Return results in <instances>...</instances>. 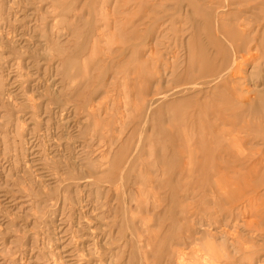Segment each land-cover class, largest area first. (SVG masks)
<instances>
[{
	"label": "rangeland",
	"instance_id": "obj_1",
	"mask_svg": "<svg viewBox=\"0 0 264 264\" xmlns=\"http://www.w3.org/2000/svg\"><path fill=\"white\" fill-rule=\"evenodd\" d=\"M157 1L0 0V264H174L196 233L183 264H232L247 244L264 0ZM245 51L248 73L222 75Z\"/></svg>",
	"mask_w": 264,
	"mask_h": 264
},
{
	"label": "bare ground",
	"instance_id": "obj_2",
	"mask_svg": "<svg viewBox=\"0 0 264 264\" xmlns=\"http://www.w3.org/2000/svg\"><path fill=\"white\" fill-rule=\"evenodd\" d=\"M155 1V0H154ZM167 1V0H166ZM173 1V0H172ZM196 1L197 0H195V1H193V3H196ZM158 3L160 2V0L159 1H157ZM161 2H162V0H161ZM208 2L210 3L211 2V0H208ZM155 3V2H154ZM180 3H181V1H180ZM200 3H202V6H204V4H206L207 2H206V0H201V2ZM208 3V4H209ZM212 3V2H211ZM238 3V2H237ZM185 4H187V3H185ZM198 4V3H197ZM207 4V5H208ZM166 5V4H165ZM164 5V6H165ZM206 5V6H207ZM212 5V4H211ZM215 5H218V4H215ZM229 5V4H228ZM257 5V4H256ZM255 5V6H256ZM157 6L159 7V4H157ZM156 6V7H157ZM160 6H163L162 4L160 5ZM167 6V5H166ZM165 6V7H166ZM171 6V5H170ZM175 6V5H174ZM218 6H220V5H218ZM232 6H234V4L232 5ZM236 6V5H235ZM239 6V5H238ZM157 7V8H158ZM184 7V6H183ZM230 7V6H229ZM163 8V7H162ZM178 8V7H177ZM211 8H212V6H211ZM214 8H216L217 9V7H214ZM160 9V8H159ZM163 9H165V8H163ZM173 9V8H172ZM206 9L208 10V8L206 7ZM224 9V8H223ZM155 10H157V9H155ZM167 10V9H166ZM211 10V9H210ZM219 10V9H218ZM221 10V9H220ZM219 10V11H220ZM225 10V9H224ZM159 11V10H158ZM161 11V10H160ZM177 11V10H176ZM189 11H191V10H189ZM218 11V12H219ZM155 12V11H154ZM230 12V11H229ZM156 13V12H155ZM192 13V12H191ZM221 14V13H220ZM169 15H171V14H169ZM183 16H184V14H182ZM216 15V14H215ZM221 16V15H220ZM139 20H140V17H139ZM142 20V19H141ZM160 21V20H159ZM140 22H142V21H140ZM156 22V21H155ZM168 22V21H167ZM179 22H180V20H179ZM183 22V21H182ZM236 22V21H235ZM245 22V21H244ZM161 23V22H160ZM165 23V22H164ZM189 23V22H188ZM136 24V23H135ZM162 24V23H161ZM160 24V25H161ZM194 24V26H195V23H193ZM220 24V23H219ZM191 25V24H190ZM162 26H163V24H162ZM166 26H168V25H166ZM180 26V25H179ZM203 27H204V25H202ZM221 26V25H220ZM160 27V26H159ZM164 27H165V25H164ZM182 27V26H181ZM217 27V26H216ZM162 28V27H161ZM180 28V27H179ZM157 29H159V28H157ZM169 29V28H168ZM187 29H188V27H187ZM189 29H190V26H189ZM165 30V29H164ZM167 30V29H166ZM186 30V29H185ZM200 30H201V27H200ZM218 30V29H217ZM226 30H227V28H226ZM229 30H230V28H229ZM160 31V30H159ZM179 31H181L182 32V28H181V30H179ZM178 31V32H179ZM196 31H197V29H196ZM195 31V32H196ZM205 31V30H204ZM228 31V30H227ZM136 32V31H135ZM134 32V33H135ZM180 32V33H181ZM156 33H157V31H156ZM163 33V32H162ZM251 33V32H250ZM161 34V33H160ZM168 34V33H167ZM136 35V34H135ZM141 35V34H140ZM143 35V34H142ZM159 35V34H158ZM213 35V34H212ZM217 35V34H216ZM134 36V35H133ZM170 36V35H169ZM222 36V35H221ZM132 37V36H131ZM138 37V36H137ZM146 37V36H145ZM159 37H160V35H159ZM184 37V36H183ZM224 37V36H223ZM168 38V37H167ZM230 38V37H229ZM258 38V37H257ZM136 39V38H135ZM139 39V38H138ZM162 39V38H161ZM180 39V38H179ZM181 39H182V36H181ZM191 39V37L188 39V40H190ZM231 39V38H230ZM129 40V39H128ZM163 40V39H162ZM251 40V39H250ZM136 41V40H135ZM164 41H168L167 39H164ZM170 41V40H169ZM127 42V41H126ZM151 42V41H150ZM161 42H163V41H161ZM203 42V41H202ZM236 42V41H235ZM239 41L237 40V42L236 43H238ZM89 43V42H88ZM174 43V42H173ZM180 43V42H179ZM182 43V42H181ZM198 43V42H197ZM205 43V42H204ZM146 44V43H145ZM163 44V43H162ZM166 44V43H165ZM164 44V45H165ZM183 44V43H182ZM129 45V44H128ZM134 45V44H133ZM167 45V44H166ZM165 45V46H166ZM222 45H224V44H222ZM257 45V44H256ZM125 46V45H124ZM127 46V45H126ZM182 46V45H181ZM180 46V47H181ZM205 46V45H204ZM229 46H230V44H229ZM250 46V45H249ZM146 47V46H145ZM159 47V46H158ZM162 47H164V46H162ZM173 47V46H172ZM176 47V46H175ZM232 47V46H231ZM126 48H128V47H126ZM152 48V47H151ZM171 48V47H170ZM183 48V47H182ZM96 49V48H95ZM165 49V48H164ZM163 49V50H164ZM169 49V48H168ZM260 49V48H259ZM131 50V49H130ZM149 50H151V49H149ZM155 50V49H154ZM158 50H160V48L158 49ZM252 50H253V48H252ZM252 50H249V51H252ZM152 51V50H151ZM150 51V52H151ZM179 51V50H178ZM183 52H184V50H182ZM238 51V50H237ZM248 51V52H249ZM256 51V50H255ZM145 52V51H144ZM147 52V51H146ZM155 52H156V50H155ZM175 52H177V51H175ZM216 52V51H215ZM232 52V51H231ZM233 52H235L234 50H233ZM248 52H246L245 51V53H239V55L237 56L236 54H234L235 56H234V58L231 60V62H230V66H228V68H227V70H224L221 74L222 75H224V74H226L228 71H231V72H233V73H236V71H238V72H240V71H242V73L240 74L241 76L240 77H242V74L243 73H248L247 72V70L245 69V65H246V62L250 59V58H255L256 57V55L255 56H253V57H251V55L252 54H250L249 55V53ZM253 52H254V50H253ZM140 53H141V51H140ZM169 53V52H168ZM237 53V52H236ZM246 53H248V54H246ZM154 54V53H153ZM170 55H171V52L169 53ZM258 54V53H257ZM133 56H134V54H132ZM157 55V54H156ZM166 55V54H165ZM174 55H175V53H174ZM145 56V55H144ZM143 56V57H144ZM155 56V55H154ZM168 56V55H167ZM173 56V55H172ZM171 56V57H172ZM182 56H184V55H182ZM156 57V56H155ZM169 57V56H168ZM176 57V56H175ZM180 57L181 56H179L178 58H179V61H180ZM258 57V56H257ZM139 58H142V57H140V55H139ZM184 58H185V56L184 57H182V59L184 60ZM156 59V58H155ZM165 59V58H164ZM173 59H175L174 57H173ZM177 59V58H176ZM187 59V58H186ZM144 60V59H143ZM165 60H167V59H165ZM216 60V59H215ZM228 60H229V58H228ZM145 61V60H144ZM170 61V60H169ZM256 61V60H255ZM166 62V64H167V61H165ZM177 62V61H176ZM188 62V61H187ZM145 63V62H144ZM179 63V62H178ZM218 63V62H217ZM250 63V62H249ZM253 63H255V62H253ZM259 63V62H258ZM156 64H157V61H156ZM180 64V63H179ZM178 64V65H179ZM137 65V64H136ZM160 65H163L162 64V62H161V64ZM214 65V64H213ZM220 66V65H219ZM152 67H153V65H152ZM169 67H170V64H169ZM217 67H218V65H217ZM216 67V68H217ZM142 68H143V66H142ZM141 68V69H142ZM154 68V67H153ZM162 68V67H161ZM160 68V69H161ZM164 68H166V67H164ZM180 68V67H179ZM190 68V67H189ZM201 68V67H200ZM199 68V69H200ZM139 69H140V67H139ZM138 69V71H140ZM175 69V68H174ZM212 69H214L213 67H212ZM219 69V68H218ZM217 69V70H218ZM176 70H177V68H176ZM216 69H214L213 71H217ZM167 71V70H166ZM156 72V71H155ZM154 72V73H155ZM162 72V71H161ZM164 72H165V70H164ZM192 72H194V70L193 71H191V73ZM211 72H212V70H211ZM210 72V73H211ZM171 73V72H170ZM169 73V74H170ZM190 73V72H189ZM232 73V74H233ZM72 74V73H71ZM220 74V75H221ZM238 74V73H237ZM156 75V74H155ZM155 75H153V76H155ZM164 75V74H163ZM178 75V74H177ZM183 75H184V73H183ZM189 75V74H188ZM188 75H186L187 76V78H188ZM203 75V74H202ZM206 75V74H205ZM205 75H204V77H205ZM211 75H212V73H211ZM214 75V74H213ZM166 76H168V75H166ZM182 76V75H181ZM210 76V75H209ZM250 76V75H249ZM248 76V78L250 79L251 77H249ZM169 77H170V75H169ZM216 77H219V75L218 76H216ZM215 77V78H216ZM231 77H232V75H231ZM244 77V76H243ZM146 78H148V77H146ZM151 78H153V77H151ZM156 78H157V76H156ZM176 78V77H175ZM221 78H223L222 76H221ZM145 79V78H144ZM168 79V78H167ZM179 79V78H178ZM181 79H182V77H181ZM186 79V78H185ZM211 79V78H210ZM209 79V80H210ZM246 79V78H245ZM151 80V79H150ZM156 80V79H155ZM165 80H166V78H165ZM173 80V79H172ZM190 80V79H189ZM208 80V79H207ZM220 80V79H219ZM148 81H149V79H148ZM153 81H154V79H153ZM170 81V80H169ZM230 81V80H229ZM90 82H92L91 81V79H90ZM88 83V84H91V83ZM96 82H97V80H96ZM95 81H94V83H96ZM150 82V81H149ZM184 82V81H183ZM232 82V81H231ZM99 83V82H98ZM98 83H96V84H98ZM151 83H153L152 82V80H151ZM160 83H161V78H159V80H158V85H157V91L159 92L160 91ZM181 83V82H180ZM187 83V82H186ZM195 83V82H194ZM198 83V82H197ZM197 83H195V84H193V83H191V84H193L194 86H196V85H198ZM155 84V83H154ZM153 84V85H154ZM165 84V83H164ZM168 84H169V82H168ZM182 84V83H181ZM181 84H179L180 86H181ZM201 84V83H200ZM199 84V85H200ZM204 84V83H203ZM202 84V85H203ZM209 84V83H208ZM193 85H191V86H193ZM201 85V86H202ZM149 86H150V84H149ZM185 86H187V85H185ZM190 86V87H191ZM184 88H186V87H184ZM199 88V87H198ZM207 88V87H206ZM181 89V88H180ZM183 89V88H182ZM192 89V88H191ZM202 89H203V87H202ZM205 89V88H204ZM149 90H150V92H151V89L149 88ZM173 90V89H172ZM177 90V89H176ZM187 90V89H186ZM147 91V90H146ZM146 91H145V94H146ZM152 91H154V90H152ZM166 91V90H165ZM143 92V91H142ZM149 92V91H148ZM164 92V91H163ZM174 92V91H173ZM180 92V91H179ZM155 93V92H154ZM166 94H167V92H165ZM198 93V92H197ZM153 94V93H152ZM162 94V93H161ZM160 94V95H161ZM170 94V93H169ZM168 94V95H169ZM182 94V93H181ZM205 94V93H204ZM167 95V96H168ZM154 96V95H153ZM162 96V95H161ZM164 96V95H163ZM171 96V95H170ZM166 97V96H165ZM183 97V96H182ZM155 98V97H154ZM146 99V98H145ZM149 99V98H148ZM165 99V98H164ZM204 99V98H203ZM151 100V99H150ZM154 100H156V99H154ZM160 100H162V99H160ZM204 100H207V99H204ZM217 100V99H216ZM170 101V100H169ZM154 102V101H153ZM153 102H151V104H149V107H150V105L152 106V103ZM157 103H159V102H157ZM156 103V104H157ZM97 105V104H96ZM156 106V105H155ZM98 107V106H97ZM95 108H96V106H95ZM151 108V107H150ZM141 109V108H140ZM148 111H150V110H148ZM182 113V112H181ZM207 117V116H206ZM158 118V117H157ZM187 118V117H186ZM218 120H220V119H218ZM222 120V119H221ZM221 120L219 121V122H221ZM170 125V124H169ZM171 126V125H170ZM169 126V127H170ZM182 126V125H181ZM184 126H182L181 127V129H184L185 130V128H183ZM97 129V128H96ZM167 130H168V128H166ZM177 129V128H176ZM110 130V129H109ZM172 130V129H171ZM103 131V130H102ZM106 131V130H105ZM104 131V132H105ZM145 131V130H144ZM164 131V130H163ZM176 131V130H175ZM178 131V130H177ZM179 131H181L180 129H179ZM97 132H98V130H97ZM107 132V131H106ZM106 132H105V134H106ZM167 133V132H166ZM200 133V132H199ZM220 133V132H219ZM108 134V133H107ZM144 134V133H143ZM143 134H141V136L143 135ZM100 135V134H99ZM195 135V134H194ZM106 136V135H105ZM168 136V135H167ZM107 137V136H106ZM165 138H166V136H164ZM105 138V137H104ZM157 138H158V136H157ZM194 138V137H193ZM243 138V137H242ZM98 139V138H97ZM167 139V138H166ZM244 139V138H243ZM112 140V139H111ZM164 140V139H163ZM108 141H110V139L108 140ZM200 141H201V139H200ZM113 142V141H112ZM105 143V142H104ZM202 143V141L200 142V144ZM137 144H138V142H137ZM142 144H144V143H142ZM113 145V144H112ZM195 145V142H194V144H193V146ZM137 146V145H136ZM144 146V145H143ZM109 147H111V146H109ZM139 147V146H138ZM143 148V147H142ZM192 148V147H191ZM195 148V147H194ZM106 149V148H105ZM193 149V148H192ZM192 149H190V150H192ZM196 149H197V147H196ZM240 149V148H239ZM207 150H210V149H207ZM220 150V149H219ZM242 150H244L243 148H241V150L240 151H242ZM136 151V150H135ZM197 151V150H196ZM245 151V150H244ZM243 151V152H244ZM183 152V151H182ZM193 152V151H192ZM220 152V151H219ZM258 152V151H257ZM185 154V153H184ZM220 154H221V152H220ZM254 154V153H253ZM196 155H198V153L196 154ZM219 156V155H218ZM255 157V156H254ZM188 159V158H187ZM121 160H122V158H121ZM130 160V159H129ZM122 162V161H121ZM196 162V161H195ZM194 162V163H195ZM118 163H119V161H118ZM124 163V162H123ZM128 163V162H127ZM246 163V162H245ZM253 163V162H252ZM251 163V164H252ZM119 166V165H118ZM123 166H124V164H123ZM126 166V165H125ZM128 166V165H127ZM252 167V166H251ZM116 168V167H115ZM122 168V167H121ZM166 168V167H165ZM253 168V167H252ZM261 168V171H262V167H260ZM255 169H257V168H254V171H255ZM252 171H253V169H252ZM180 172V171H179ZM181 173V172H180ZM259 174V173H258ZM236 175H238V174H236ZM251 175L252 174H250V177H251ZM180 176V175H179ZM235 178H238V177H235ZM254 178V177H253ZM248 179H250V178H248ZM246 180V182L247 181H249V180ZM252 179V178H251ZM236 181V180H235ZM249 182H251V181H249ZM255 183L251 186V188H250V192H251V196H250V201H249V203H250V207H251V218H250V222H249V235H248V240H247V244L246 245H244L245 243H243V246H234V248H233V255H235V253H237L238 255L235 257V260H236V262L235 263H232V264H264V191H261V189H262V187L264 186V183H261L260 182V179H259V176L256 174V176H255V181H254ZM236 184V183H235ZM234 184V185H235ZM242 184V183H241ZM237 185V184H236ZM247 185V184H246ZM238 186V185H237ZM243 191V190H242ZM249 192V193H250ZM244 193V192H243ZM248 193V194H249ZM246 194V193H245ZM221 196V195H220ZM246 196V195H245ZM248 200V199H247ZM128 202V201H127ZM144 211H145V208L143 209ZM134 216V215H133ZM123 218V217H122ZM143 220V219H142ZM126 221H127V219H126ZM125 221V222H126ZM145 223V222H144ZM125 225V224H124ZM124 232V231H123ZM137 232V231H136ZM222 232V231H221ZM220 232V233H221ZM186 233V232H185ZM188 233V232H187ZM186 233V234H187ZM136 234V233H135ZM215 234V233H214ZM216 235H218V234H216ZM227 235V234H226ZM225 235V236H226ZM229 235V234H228ZM231 235H232V233H231ZM234 235V234H233ZM130 236V235H129ZM202 236H204V235H201V236H199L197 233L196 234H188L184 239H177V240H175V239H172L171 240V243H170V245H169V247H170V250H169V258H170V260L171 259H173V256H174V254H177L178 255V257H180V260H178L177 262H175L174 264H183V260L184 259H187L188 258V256L191 254H194V255H192V256H195V257H201L202 258V255H201V251H203V250H201L200 249V247H199V244L201 243V242H203L202 241V239H203V237ZM230 236V235H229ZM228 236V237H229ZM131 237V236H130ZM138 237V236H137ZM227 237V238H228ZM236 237V236H235ZM245 237V236H244ZM243 237V238H244ZM118 238V237H117ZM122 238V237H121ZM152 238V237H151ZM222 238V237H221ZM147 239V238H146ZM154 239V238H153ZM163 239V242H164V238H162ZM166 239V238H165ZM208 239V238H207ZM236 239V238H235ZM134 240H136V239H134ZM206 240V239H205ZM209 240V239H208ZM211 240H213L212 238H211ZM230 240H231V238H230ZM241 240V239H240ZM154 241V240H153ZM223 241V240H222ZM232 241V240H231ZM230 241V242H231ZM207 242V241H206ZM210 242V241H209ZM137 243V242H136ZM213 243V242H212ZM212 243H210V244H212ZM229 243V242H228ZM125 245V244H124ZM180 245V246H179ZM216 245V244H215ZM233 245V244H232ZM150 246H151V244H150ZM217 246V245H216ZM230 247V246H229ZM209 251H211L213 248H215V247H213V248H211V247H206ZM153 249V248H152ZM151 249V250H152ZM216 249V248H215ZM223 249V248H222ZM137 250H138V248H137ZM214 250V249H213ZM159 250L157 249V252H158ZM217 252H218V250H216ZM213 253H214V251H212ZM222 252H223V250H222ZM139 253V252H138ZM143 253V252H142ZM221 253V252H220ZM144 254V253H143ZM215 254V253H214ZM158 255V254H157ZM176 255V256H177ZM205 255V254H204ZM225 255H229V253H221L220 255H219V253L218 254H216L215 255V260H212V261H210L212 264H229V263H227L226 261H223L222 259H223V257L225 256ZM151 256V255H150ZM119 257V256H118ZM143 257H144V255H143ZM206 257V256H205ZM145 258H146V256H145ZM176 258V257H175ZM118 259V258H117ZM134 259V258H133ZM189 259V258H188ZM205 260H206V258H204ZM203 260V259H202ZM208 260V259H207ZM132 261V260H131ZM163 261H165V260H163ZM185 261V260H184ZM204 261V260H203ZM133 262V261H132ZM145 262V261H144ZM135 263V262H134ZM166 263V262H165ZM198 263V262H197ZM136 264V263H135ZM139 264H140V262H139ZM188 264V263H187ZM194 264H196V263H194ZM208 264V263H207Z\"/></svg>",
	"mask_w": 264,
	"mask_h": 264
}]
</instances>
